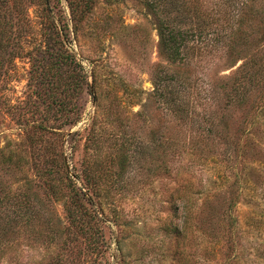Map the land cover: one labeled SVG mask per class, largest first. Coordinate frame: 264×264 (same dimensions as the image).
<instances>
[{
  "label": "rangeland",
  "instance_id": "374dc122",
  "mask_svg": "<svg viewBox=\"0 0 264 264\" xmlns=\"http://www.w3.org/2000/svg\"><path fill=\"white\" fill-rule=\"evenodd\" d=\"M62 4L68 15L64 0ZM70 41L68 49L84 74L90 76L94 70L98 84L110 97L98 108L89 95L91 87H86L74 103L77 120L70 127L64 119L53 117L49 96L39 101L32 98L36 92L28 74L32 63L17 60L7 65L11 71L8 70L0 85V150L12 148L28 164L22 175L0 169L1 187L8 197L20 201L28 189L32 194L30 202L49 205L61 236L49 245L20 236L12 249L1 252L0 264H264V133L257 132L264 128L261 120L250 129L253 120L246 110L232 113L228 120V136H232L233 143L242 144L245 129L247 138L256 143L257 148H251L245 159L235 157L233 150L225 156L226 147L219 137L187 129L181 134L185 139L182 144L189 145L191 141L212 153L204 157L195 150L176 155L169 159L168 173L147 174L143 172L141 153L143 137L149 128L169 130L173 139H181V128L174 117L161 115L160 122L153 119L143 124V104L153 91L151 72L157 65L165 64L158 51L153 16L138 0H97L90 18ZM204 63L202 67L190 68L196 77L192 80L191 102L197 113L209 103L210 109L218 114L221 94L220 100L212 96L222 91L242 61L225 67L218 56H211L204 58ZM124 88L127 91L123 106L117 108L112 96L116 93L121 96ZM205 96L213 100L207 103ZM149 110L154 112L152 104ZM96 116L95 129L103 133L102 152H96L88 141ZM32 121L55 128L43 140L54 147L57 155L63 153L83 207L89 213L92 210L100 213L93 222L100 233L92 231L91 238L73 234L62 203L47 194L36 176L35 151L24 141L23 129L25 123ZM259 125L262 126L257 129ZM124 154L130 166L120 180L119 163ZM107 155L111 159L103 166L110 180L100 186L105 196L101 211L95 190L87 191L83 183L91 163L96 158L103 161ZM185 189H189L188 202L177 199V191L183 194ZM67 191L62 190V194L68 196ZM176 204L181 208L179 214L172 207ZM183 205L188 206L192 218L185 238L176 239L164 233L163 228L183 226Z\"/></svg>",
  "mask_w": 264,
  "mask_h": 264
},
{
  "label": "trees",
  "instance_id": "16d2710c",
  "mask_svg": "<svg viewBox=\"0 0 264 264\" xmlns=\"http://www.w3.org/2000/svg\"><path fill=\"white\" fill-rule=\"evenodd\" d=\"M64 1L68 15L63 9L62 0H0V85L11 69L7 65L10 66L17 60L32 63L28 72L29 80L35 83L36 92L32 98L39 101L42 97L49 96L53 117L64 119L67 123L65 125L71 127L77 120L74 118V103L86 87H91L88 92L98 108H101L102 102L110 94L98 84L94 70L90 76L84 74L81 64L67 46L71 42V36L76 38L90 18L97 0ZM138 1L143 3L154 18L158 51L165 61V64L157 65L151 72L153 91L147 95L143 104V124L146 125L153 119L160 122L162 116L174 117L181 128L180 137L183 130L187 129L206 133L208 137L215 135L226 147L225 156L228 151L233 150L235 157L245 159L251 148H257L254 145L256 143L254 139L247 138L246 129L242 144L233 143L232 136H228V120L232 113L246 110L253 120L250 129L254 124L258 125L260 120L264 124V0ZM211 56H218L225 67H232V62L237 60L242 63L233 77L222 86V91L212 96L220 100L221 94L222 101L216 109L218 114L210 109L208 102L213 98L209 96L203 98L208 106L197 113L191 102L192 80L196 77L190 68L202 67L207 63H204V58ZM89 78L92 83H89ZM126 91V88L122 89L121 96L113 94L117 108L123 106ZM150 104L154 112H150ZM97 120L98 116L94 117L88 141L96 152H102L100 142L103 133L95 129ZM23 127L24 141L35 151L33 169L43 182L47 194L56 202L62 203L73 234L84 239L91 238V232L96 230L93 222L97 221L100 213L96 210L89 213L83 207L67 172L63 153L57 155L54 147L43 140L46 134H51L48 131L55 128L35 121L25 123ZM257 132L264 133V128ZM114 137L115 135L112 138ZM190 142L189 145H184L182 143H185V139L182 137L180 141L173 139L169 130L159 131L151 126L147 136L143 137V172L168 173L169 159L176 155L183 156L195 150L204 157L212 153L209 149H200ZM125 155L120 158V180L130 166ZM107 157L108 155L103 161L96 158L91 163L83 183L87 191L95 190V197L100 205L98 209L101 211L105 196L100 186L106 185L110 180L104 168L105 161L111 159ZM27 164L23 156L12 148L0 150L2 171L22 175ZM62 190H68V196L63 195ZM177 192L178 200L183 202L185 199L188 202L186 196L189 195V189H185L183 194ZM31 196L26 189L23 196H20L23 200L10 198L4 194L0 181V254L12 249L20 236L33 243L40 242L41 245H49L60 239L61 228L54 220V211L49 205L30 202ZM172 207H175V214L180 213L181 208L177 204ZM181 212L184 221L182 227L163 228L164 233L174 235L176 239L185 238L187 225L192 218L188 206L183 205ZM96 231L100 233L99 228Z\"/></svg>",
  "mask_w": 264,
  "mask_h": 264
}]
</instances>
